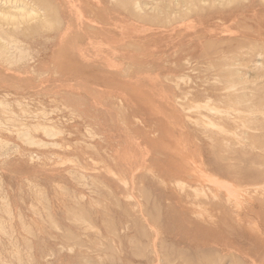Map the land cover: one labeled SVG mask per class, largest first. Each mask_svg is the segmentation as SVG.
<instances>
[{"label":"rangeland","instance_id":"1","mask_svg":"<svg viewBox=\"0 0 264 264\" xmlns=\"http://www.w3.org/2000/svg\"><path fill=\"white\" fill-rule=\"evenodd\" d=\"M26 1L0 100L62 134L0 107V264H264V0Z\"/></svg>","mask_w":264,"mask_h":264},{"label":"bare ground","instance_id":"2","mask_svg":"<svg viewBox=\"0 0 264 264\" xmlns=\"http://www.w3.org/2000/svg\"><path fill=\"white\" fill-rule=\"evenodd\" d=\"M10 1V3H12V6L14 7V9H17L18 10V12H17V14H16V16H19V17H22V18H29V17H32L34 20H36L37 18H36V15H39V22L40 23H42L43 25H44V23L46 22V23H48V22H51L52 21V23H51V26L53 25V23L56 21V20H51L50 18H49V16H46V14H43V15H40V10L38 9V8H36V7H34V5L32 6V5H30V4H28L27 2L28 1H26V0H9ZM38 2L40 1V0H37ZM118 1V0H117ZM122 1V0H121ZM157 1V0H156ZM163 2H164V0H162ZM175 1V0H174ZM187 1V0H186ZM196 1V0H195ZM194 1V2H195ZM206 1H208V0H206ZM213 1V0H212ZM217 1V0H216ZM233 1V0H232ZM231 1V2H232ZM31 2V1H30ZM35 2V1H34ZM42 2V1H41ZM119 2H120V0H119ZM131 2V1H130ZM134 2H136V1H134ZM162 2V3H163ZM166 2H170V1H167L166 0ZM190 2V1H189ZM189 2H188V4H189ZM201 2H203V1H201ZM233 2H235V0L233 1ZM233 2H232V4H233ZM32 3V2H31ZM123 3H124V1H123ZM137 3V2H136ZM142 3V2H141ZM140 3V4H141ZM165 3V2H164ZM171 3H173V2H171ZM180 3V2H179ZM213 3H215V2H213ZM217 3V2H216ZM219 3V2H218ZM226 3V2H225ZM224 3V4H225ZM38 4V3H37ZM127 4H130V3H127ZM158 4H160V2L158 3ZM204 4H205V1H204ZM209 4V3H208ZM223 4V3H222ZM137 5H139V3H137ZM142 5V4H141ZM193 5H195V3L193 4ZM220 5V4H219ZM226 5H228V4H226ZM133 6V5H132ZM159 6V5H158ZM175 6V5H174ZM173 6V7H174ZM183 6V5H182ZM184 6H186V5H184ZM225 6V5H224ZM43 7H45V6H43ZM43 7H42V9H43ZM53 7V6H52ZM51 7V8H52ZM124 7V6H123ZM127 7V6H126ZM138 7V9H139V6H137ZM141 7H145V6H141ZM163 7V9H165L164 8V5L162 6ZM181 7V6H180ZM196 7V6H195ZM49 8V7H48ZM133 8H134V6H133ZM182 8V7H181ZM193 8H194V6H193ZM172 10H173V8H171ZM180 9V8H179ZM192 9V8H191ZM51 9L49 8V11H50ZM135 10V9H134ZM137 10V9H136ZM135 10V11H136ZM143 10V9H142ZM166 10V9H165ZM181 10V9H180ZM188 10V9H187ZM43 11H44V9H43ZM55 11V10H54ZM138 11H140V13H141V10L139 9ZM144 11V10H143ZM174 11V10H173ZM191 11V10H190ZM163 12V11H162ZM172 12V11H171ZM164 13V12H163ZM181 14H182V12H180ZM179 13V14H180ZM187 13V12H186ZM189 13H191V12H188V14ZM54 14H56V13H54ZM58 14V13H57ZM56 14V15H57ZM144 14V13H143ZM159 14V13H158ZM166 14H169V13H167L166 12ZM177 14V13H176ZM8 15V14H7ZM56 15H53L52 16V18L54 17V16H56ZM59 15V14H58ZM142 15V14H141ZM140 15V16H141ZM170 15V14H169ZM190 15V14H189ZM12 16H14V15H12ZM176 17H177V15H175ZM180 16V15H179ZM161 17V16H160ZM170 17V16H169ZM10 18V17H9ZM36 18V19H35ZM56 18H57V16H56ZM164 19H165V17H163ZM179 18V17H178ZM177 18V19H178ZM181 18H183V16L181 15ZM187 18V17H186ZM157 19H158V17H157ZM160 19V18H159ZM163 19V20H164ZM161 20H162V17H161ZM180 20V19H179ZM20 21V20H19ZM28 21H30V20H28ZM37 21V20H36ZM166 21V20H165ZM171 21H172V18H171ZM31 22H33V21H31ZM33 23H35V22H33ZM32 23V24H33ZM58 23V22H57ZM0 24H2V23H0ZM24 24V23H23ZM41 24V25H42ZM6 25V24H5ZM13 25V24H12ZM11 25V26H12ZM29 25V24H28ZM31 25V24H30ZM38 25V24H37ZM42 25V26H43ZM58 25V27H59V25L60 24H56V26ZM3 26V25H2ZM7 26V25H6ZM9 26V25H8ZM24 26V25H23ZM55 25H53L52 27H54ZM10 27V26H9ZM16 27V26H15ZM28 27V26H27ZM27 27H25V28H27ZM31 27V26H30ZM37 27V26H36ZM0 28H1V26H0ZM4 28V27H3ZM24 28V29H25ZM44 28H45V25H44ZM43 28V29H44ZM48 29L47 30H49V27H47ZM51 28V27H50ZM9 29V28H8ZM15 29V28H14ZM16 29H18V28H16ZM56 29H58V28H56ZM47 30H45V31H47ZM53 30H54V28H53ZM43 31V30H42ZM55 31V30H54ZM5 31H3V33H2V36H4L3 34H5L4 33ZM8 32V31H7ZM27 32H28V30H27ZM0 34H1V32H0ZM17 35V34H16ZM8 36V35H7ZM9 37V36H8ZM10 37H14V35L12 36V35H10ZM16 37V36H15ZM0 38H2V37H0ZM7 39V38H6ZM10 39V38H9ZM14 40V39H13ZM9 41V40H8ZM17 41H18V39L16 38L15 39V44H17ZM20 41V40H19ZM22 41V40H21ZM6 42V41H5ZM1 43H2V41H1ZM0 43V44H1ZM7 43V42H6ZM24 43V42H23ZM5 44V43H4ZM12 44H13V42H12ZM21 44H22V42H21ZM2 45H3V43H2ZM10 45H11V43H10ZM19 45V44H18ZM5 46H7V44L5 45ZM4 46V47H5ZM8 46H9V42H8ZM7 46V47H8ZM13 46V45H12ZM22 46V45H21ZM26 46V45H25ZM14 47V46H13ZM19 47V46H18ZM24 47V46H23ZM22 47V48H23ZM243 47V46H242ZM245 47V46H244ZM1 48H3V46L1 47ZM9 48H11V47H9ZM4 49V48H3ZM7 49V48H6ZM6 49H4V50H6ZM243 49V48H242ZM11 50H13V49H11ZM15 50H17V48L15 47ZM237 50V49H236ZM3 51V50H2ZM19 51L20 50H18V53L17 54H19ZM23 51H25L24 49H23ZM22 51V52H23ZM27 51H29V50H26L25 52L27 53ZM235 51V50H234ZM10 52V51H9ZM16 52V51H15ZM21 52V53H22ZM24 52V53H25ZM248 52V51H247ZM252 52V51H251ZM11 54H13V52H10ZM10 53H8V54H10ZM237 53V52H236ZM245 53V52H244ZM28 54V53H27ZM229 54V53H228ZM227 54V55H228ZM246 54V53H245ZM252 54V53H251ZM3 55V54H2ZM7 55V54H6ZM22 55V54H21ZM21 55H19L20 56V60L22 59L21 58ZM24 55V54H23ZM226 55V56H227ZM242 55V54H241ZM253 55V54H252ZM252 55H250V56H252ZM10 56H12V55H10ZM9 56V57H10ZM18 56V57H19ZM27 56V55H26ZM232 56V55H231ZM231 56L229 57V58H231ZM236 56V55H235ZM234 56V57H235ZM248 56V55H247ZM4 57V56H3ZM17 57V58H18ZM239 57V56H238ZM244 57V56H243ZM249 57V56H248ZM5 60L7 59V58H4ZM9 59V58H8ZM7 59V60H8ZM14 59H15V57H14ZM228 59V58H227ZM236 59H238V58H236ZM245 59V58H244ZM247 59V58H246ZM11 60V59H10ZM16 60V59H15ZM23 60V59H22ZM239 60V59H238ZM241 60H242V58H241ZM25 61V60H24ZM233 61V60H232ZM236 60H234V62H235ZM247 61V60H246ZM18 61H16V63H17ZM225 62H226V60H225ZM238 62V61H237ZM240 62V61H239ZM242 62V61H241ZM15 63V62H14ZM19 63V62H18ZM13 64V63H12ZM226 64V63H225ZM241 64V63H240ZM235 68H233V70H232V72H234L235 70H234ZM227 71H229L228 69H227ZM240 72V71H239ZM228 73V72H227ZM226 73V74H227ZM224 75V76H227V75H229V73L227 74V75ZM234 74V73H233ZM241 76V75H240ZM224 78V77H223ZM236 78H237V76H236ZM226 80H227V78H226ZM216 81V80H215ZM238 81H239V78H238ZM228 82V81H227ZM216 83H217V81H216ZM221 83V82H220ZM234 84H236V83H234ZM244 93V92H243ZM257 93V92H256ZM255 93V94H256ZM241 94V93H240ZM258 94V93H257ZM237 95H238V93H237ZM236 96V95H235ZM247 96H248V94H247ZM229 97H230V95H229ZM257 97V96H256ZM255 97V98H256ZM237 98V97H236ZM250 97H248V99H249ZM238 99V98H237ZM240 99V98H239ZM259 99V98H258ZM243 101V100H242ZM249 101V100H248ZM207 102H209V100L207 101ZM232 102V101H231ZM245 102V101H244ZM243 102V103H244ZM206 103V102H205ZM204 103V104H205ZM218 102H216V104H217ZM248 103V102H247ZM220 104H222L221 102H220ZM233 104V103H232ZM234 104H237L236 102L234 103ZM239 104V103H238ZM240 104H242V103H240ZM250 104V103H249ZM248 104V105H249ZM227 106H229V105H227ZM227 106H225V107H227ZM232 106V105H231ZM236 106V105H235ZM238 106H240V105H238ZM243 106V105H242ZM262 106V105H261ZM0 107H1V109H3V110H7L8 109V107H9V105H8V102H6V101H4V100H0ZM246 107V106H245ZM247 107H249V106H247ZM259 107H260V105H259ZM258 107V108H259ZM244 108V107H243ZM239 110V109H238ZM8 113H7V115L9 116V119H8V121L9 122H14V123H16L18 126L16 127L17 128V131L19 132V134H22L23 136H25V137H27L28 136V138H29V135L31 134V132H33L34 130L35 131H37V130H42L43 132H44V135H49V136H47V137H54V136H57V135H60V131H59V129L58 128H54V129H49L47 126H45V127H40V125L39 124H35V125H28V124H26V123H24V122H18V118L14 115V116H11V114H12V111H11V109L9 108L8 110ZM241 111V110H240ZM258 111V110H257ZM250 112V111H249ZM252 112V111H251ZM10 113V114H9ZM4 114V113H3ZM7 117V116H6ZM4 120V119H3ZM251 121V120H250ZM244 122V121H243ZM253 122V121H252ZM252 124V123H251ZM0 125L2 126L3 125V122L1 121V119H0ZM238 125V124H237ZM237 125L235 126L236 128H237ZM243 125V124H242ZM248 127H249V125H248ZM241 128V127H240ZM250 128V127H249ZM245 129V128H244ZM219 130V129H218ZM239 130V129H238ZM204 131V130H203ZM220 131V130H219ZM244 130H242V132H243ZM242 132H240V133H242ZM46 133V134H45ZM238 134H239V131L237 132ZM62 134V133H61ZM32 135V134H31ZM35 135V134H34ZM203 135V134H202ZM19 136V135H18ZM32 137H33V135H32ZM31 138V137H30ZM23 139V138H22ZM21 139V140H22ZM36 140H37V138H35ZM35 139H31L32 141H34ZM211 139V138H210ZM35 140V141H36ZM42 141V140H41ZM40 142V141H39ZM35 144H38V143H35ZM84 222V221H83ZM19 260V259H18ZM22 261V260H21Z\"/></svg>","mask_w":264,"mask_h":264}]
</instances>
